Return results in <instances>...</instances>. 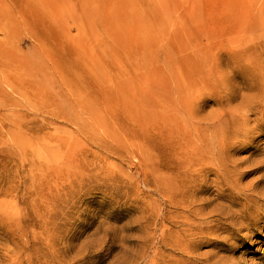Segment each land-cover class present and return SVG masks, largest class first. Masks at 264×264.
<instances>
[{
  "label": "rangeland",
  "instance_id": "374dc122",
  "mask_svg": "<svg viewBox=\"0 0 264 264\" xmlns=\"http://www.w3.org/2000/svg\"><path fill=\"white\" fill-rule=\"evenodd\" d=\"M0 264H264V0H0Z\"/></svg>",
  "mask_w": 264,
  "mask_h": 264
},
{
  "label": "bare ground",
  "instance_id": "6f19581e",
  "mask_svg": "<svg viewBox=\"0 0 264 264\" xmlns=\"http://www.w3.org/2000/svg\"><path fill=\"white\" fill-rule=\"evenodd\" d=\"M191 212V211H190ZM192 214V213H191ZM243 216V215H242ZM245 221V220H244ZM193 224V223H192Z\"/></svg>",
  "mask_w": 264,
  "mask_h": 264
}]
</instances>
